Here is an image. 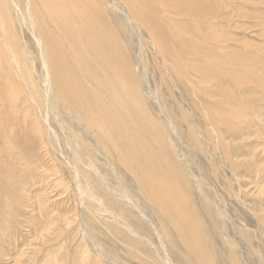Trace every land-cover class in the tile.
Listing matches in <instances>:
<instances>
[{"label": "bare ground", "instance_id": "1", "mask_svg": "<svg viewBox=\"0 0 264 264\" xmlns=\"http://www.w3.org/2000/svg\"><path fill=\"white\" fill-rule=\"evenodd\" d=\"M249 1L264 5V0H0V264H102L95 257L99 245L89 244L93 214L100 207L116 213L120 226L133 214L144 221L122 201L131 200L127 192L110 185V172L124 185L120 168L160 219L155 233L160 243L164 236L185 264H218L205 239L207 222L198 218L193 193H187L193 179L176 150V127L167 114L164 125V106L148 90L126 41L114 35L111 9L129 30L148 34L163 81L169 77L181 88L208 123L204 143L216 140L234 170L238 163L224 131L232 140L250 136L249 129L262 130L264 118L257 101L248 98L251 89L264 92V51L254 46L252 57L227 46L234 31L230 18L248 17L241 5ZM50 113L64 117L65 145L49 130ZM195 129L189 128L188 137L207 153ZM100 189L106 192L101 197ZM135 237L130 248L140 251L151 241ZM226 245L234 256L235 248ZM235 258L232 263L239 264Z\"/></svg>", "mask_w": 264, "mask_h": 264}, {"label": "rangeland", "instance_id": "2", "mask_svg": "<svg viewBox=\"0 0 264 264\" xmlns=\"http://www.w3.org/2000/svg\"><path fill=\"white\" fill-rule=\"evenodd\" d=\"M251 2L252 1H249L250 5H246L247 7L241 5V7L245 9L243 11L244 14L248 17L245 18V16L242 14H239V15L234 14L233 17L230 18L232 22L230 20L229 21L232 27L229 28V31L230 32L232 30L234 31L231 32L232 41L230 40L228 42L229 44L227 43L228 45L227 44L226 45L231 46V47L233 46L235 47V49L239 51L241 50L240 52L243 51L242 53H244L246 56L253 57V56H257V52H256V49H254V46L264 51V32L262 33V31H264L263 29L264 23L261 22L264 20L260 19V17L261 18L264 17V5L260 4L259 1L257 2L253 1L252 3ZM259 8L261 9L262 12L260 11ZM246 11L248 14L246 13ZM257 13H260L261 15ZM254 15H256L257 17H254ZM119 18L120 17L118 16V14L115 13L111 9V25L115 31L113 32L114 35H116V37L119 40L123 39V42L126 41L129 51L131 53L130 57L132 58L134 63L139 65L140 69L138 70L139 71L141 70L148 90L154 93L157 97V100H159V102L164 106L165 110H163V114L161 113V115L163 116L161 118H162L164 125H168L167 124L168 122L165 116L167 114V116H169V118L172 120L173 124L176 127L177 136L173 138L177 146L176 150H178V152H180L181 154V163L183 164V169H186V171L189 173L188 174L189 177L193 179L190 181V183L192 182L190 184V189H189L190 193L189 192L187 193L188 195L189 194L192 195L191 193H193L190 199L194 198V200L192 199L191 202L193 203V201H195L194 203L197 204L196 205L193 203L196 208V214L198 218L201 219V221L205 220L207 222V224L206 222H203L206 224V226L205 225L204 226L207 231L206 232L207 237H205V239L206 241H208V243L212 245L213 254L216 257L217 263L218 264H233L232 260L233 258L236 257L238 259L239 264H264V227H263L264 224L261 220L264 218V212H263L264 208L260 206V205L264 206V198H263L264 197V192H263L264 187L262 188V190H260L261 187L264 186L263 185L264 184V173H263L264 172V169H263L264 168V154H263L264 153V148H263L264 137L260 133V132H264V118L261 119L263 124L261 125L260 129L262 128V130L260 131L259 129L253 127L254 129L253 128L249 129V130H252V135L250 133V136H248L249 134L246 133L244 135L237 136V138H234L235 140L234 139L232 140L231 135L228 134V132L224 131V135H226L225 137L227 138L226 141L229 144H231V151H232L231 156L238 163L237 164L238 171L236 168L233 170L230 164L225 160L219 147L216 145L215 143L216 140L215 141L213 140V142H210L209 144L204 143L203 140L205 136L203 135H205L206 129L209 128L208 123L205 121V119H203L204 117L196 110V108H194L193 105H191L190 100L185 96L181 88H179L180 90L178 89V85L177 83L175 85L174 80L171 81L169 80V77H167L165 81H163V76L161 74L163 72L162 71L163 66H162L161 60H159L160 57L154 52V49L152 45L150 44V39L147 38L148 34L144 31L142 32L140 31L141 34H139V32H134L132 31V29L129 30L130 28L128 29L126 26H124L122 24L123 23L122 20ZM237 18L240 20H238ZM233 24H234V27H233ZM116 33L120 37L117 36ZM25 35H26L25 41L28 42V40H30V37L28 36V34H25ZM142 43H143V46L141 47ZM29 44H30L29 46H30V50L32 51V53L35 52L33 53V55L35 54V56H37L38 50L36 49L34 44L32 43H29ZM247 46H248V49L246 48ZM141 58L143 60H141ZM38 65L39 64L37 63L33 64L34 70H35V67L37 68V70L39 69ZM168 82L170 83V85L168 84ZM256 90L251 89L249 94L247 93L248 98L250 100L251 99L255 100V102L257 101L258 105L261 106V110H262V111L260 110V115L264 117V110H263L264 109V102H263L264 95H262L264 94V92H262L259 89H256ZM250 94L255 96L256 99H254L255 97L253 98V96H251ZM260 96L261 97L263 96L262 97L263 101L260 100L261 99ZM238 97L240 96L238 95ZM257 97L260 98L259 99L260 101H258ZM178 103H180L181 105H179ZM257 103H256V106L258 107ZM154 111L156 112V110ZM184 112L188 113V114L186 113L188 115L187 117L188 120L183 119L182 115ZM52 115L53 114L50 113L48 117L49 118V126H48L49 130L53 133L56 132L57 136L62 142V143L59 142L60 145L61 144L65 145L68 137L67 136L65 137L62 134L64 132V127H63L64 117L62 113H61V116L57 115L58 117L56 115H53V116ZM60 122H61V125H60ZM55 123L57 127H55ZM188 125L189 126L191 125V126L189 127ZM195 127L197 130L195 129ZM55 128H58V129L55 130ZM189 128H193L196 130V133L199 136V139L203 141V143L201 141L200 142L203 148L205 149L204 151H207V153H201V151H199L197 148L194 147V145L192 144L191 140L188 137ZM58 132H61L59 133L60 135L58 134ZM256 135H258L259 138ZM247 136L250 138L247 139ZM260 138H262L263 140H260ZM176 141H179V143ZM57 147L59 148V146ZM254 148L257 149L256 153H255ZM213 149H215V151ZM219 151L221 154L219 153ZM257 151L260 153H258ZM213 152H215L217 155ZM54 153L55 154L57 153L56 154L57 157L58 155L60 157V153L58 150H56ZM254 153L257 156H255ZM212 159L214 162H212ZM215 162L217 164L214 165ZM259 162H263V164ZM97 163H99V166H101L100 170L101 171L103 170L102 173L105 174V171H104V168L102 167L101 162H97ZM243 164L244 166H242ZM246 164L249 165V167ZM255 170H257L256 171L257 173L255 172ZM119 171H118L119 175L120 176L122 175L121 177H123L122 178L123 182L125 181L123 184L126 186L119 185L112 172H110L111 175H113V176H110L111 177L110 182H112L113 180V184L110 183V185L112 186L115 185L114 187L116 189L119 188V191L121 190L122 193L127 192L126 194L125 193L124 194L126 196H129L128 198H131V200L129 199L128 201L126 199H123L122 201L123 202L127 201L125 202V204L128 203L127 205H131L130 207L136 210L137 213L138 212L139 214L142 213L144 221L141 218L143 223L140 222L139 216L133 214L134 215L133 217L130 216V217H127L126 220H120L121 224L123 225V226H120L117 222L114 221V218H113V217L116 218L117 216L116 213H113L114 215H111V213L109 214L105 211L103 212V209L100 207L99 210L97 211V214H93V217L95 220H96L95 216H97V220H96L97 222L94 221L95 226L93 225L92 222L90 223V228L92 230L90 231L91 233L90 235H91V238H93L94 242L90 240L89 244L91 245V247L92 245L94 247V243H95L97 244V246L99 245L97 248L101 249L100 250L101 257L99 256L98 253H97V256H95L96 250L93 251L94 256L97 257V259L100 258V260L103 261L101 262L102 264H106V263L112 264L113 262H115L114 264H166V262L162 260L166 258H167V261L171 262V264H185L181 262L178 256H175L173 253H171L170 243L167 242L164 236L162 237L161 243L156 238V235H155L156 230H160L159 229L160 224H161L160 219L157 218L156 213L147 204V201L143 199L145 197L142 196V194L140 193L141 191L137 188V185H134L136 183H133V179L130 177V174L125 172V170L123 171V169L121 168L119 169ZM129 182L131 183L132 186L130 185ZM200 182H201V187H200ZM134 186L136 187L134 188ZM101 190L102 189H100V191ZM104 193L106 192H103L102 190V192L100 193V197L103 196ZM138 199H140V201ZM206 206H208L206 208L207 210L205 209ZM209 211L211 213L213 211L215 217L213 216V213L211 214ZM219 212H222L221 214L222 216L223 215L224 216L222 217ZM205 214L206 216H209V217H205ZM199 215L200 217L202 216V218H200ZM103 218L108 220V222H106V220L104 221ZM135 236H141L142 238L144 237L146 240L149 239L151 241L145 242L146 244L141 245L142 251H140L139 249L130 248V245L133 244L132 241L136 239ZM163 244L165 246H163ZM226 244H230L235 248V255H234L235 257L230 255L231 249L229 248V245H226ZM136 248H138V246ZM146 256H151L152 258L147 260Z\"/></svg>", "mask_w": 264, "mask_h": 264}]
</instances>
